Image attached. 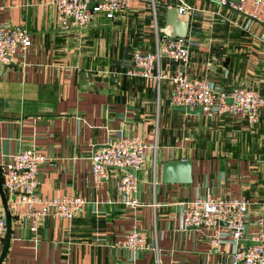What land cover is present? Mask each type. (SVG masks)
<instances>
[{
	"label": "crops",
	"instance_id": "crops-1",
	"mask_svg": "<svg viewBox=\"0 0 264 264\" xmlns=\"http://www.w3.org/2000/svg\"><path fill=\"white\" fill-rule=\"evenodd\" d=\"M183 19L192 76L264 95V4L249 1L238 11L209 0H132L113 20L98 14L78 28L61 25L50 0H0V24L23 25L32 39L24 57L0 67V166L33 147L52 159L39 168V195L74 192L87 200L71 221L47 217L32 233L14 215V195H6L11 233L0 264H230L227 228L212 247L211 229L181 225L180 202L196 191L250 201L243 245L264 231L254 224L264 219V109L253 129L230 115L186 113L171 104L169 80L158 87L127 73L134 50L177 34ZM81 71L91 73L89 88L79 85ZM118 133L148 144L144 164L131 170L142 202L136 209L116 202L114 172L97 187L90 175L93 151ZM168 160L188 161L191 182H164ZM134 227L149 242L157 237V251L116 248Z\"/></svg>",
	"mask_w": 264,
	"mask_h": 264
},
{
	"label": "built area",
	"instance_id": "built-area-1",
	"mask_svg": "<svg viewBox=\"0 0 264 264\" xmlns=\"http://www.w3.org/2000/svg\"><path fill=\"white\" fill-rule=\"evenodd\" d=\"M132 0H50L61 25L72 23L78 28L87 27L93 18L101 14L113 20L118 13L129 7ZM222 8L243 10L246 2L255 6L264 0H209ZM94 2L92 8L88 4ZM179 8L186 11L185 3ZM32 45L31 33L23 25L0 24V67L24 57ZM189 42L182 36H158L155 46L149 50L136 49L132 53L133 67L127 73L140 75L159 87L164 80L171 83L170 102L190 110L201 108L207 118L224 115L237 117L253 129L258 123L260 111L264 109V95L253 88L236 87L227 91L221 84L208 76H192L189 73ZM175 64L176 68L172 66ZM1 75V70H0ZM148 144L141 135L124 136L120 133L108 135L105 143L90 156V175L95 187L107 182L112 175L117 177L118 197L116 202L132 209L142 206L138 199V181L131 170L144 164ZM52 159L41 151L27 147L12 155L0 166V181L5 195H14V215L19 223L30 232L36 233L40 222L47 217L71 221L87 200L82 195L68 192L44 197L38 194V171ZM123 169V174L116 171ZM181 225L183 228H207L212 230L210 246L217 247L224 237L220 227L227 228L233 238V247L228 254L230 264H264V231L258 232L256 243L243 245L249 224L250 201L244 197H209L198 191L194 196L180 202ZM254 224L262 227L263 218ZM6 230V215L0 208V250ZM116 248L139 253L158 249L157 237L149 242L148 234L136 227L116 241Z\"/></svg>",
	"mask_w": 264,
	"mask_h": 264
},
{
	"label": "water",
	"instance_id": "water-1",
	"mask_svg": "<svg viewBox=\"0 0 264 264\" xmlns=\"http://www.w3.org/2000/svg\"><path fill=\"white\" fill-rule=\"evenodd\" d=\"M95 3L91 2L88 4V8H92ZM177 15L181 16L184 15L185 11L181 10L179 7L175 10ZM187 29H188V21L183 19L180 26H179V31L177 34L174 35H168L172 37L176 36H182L186 37L187 36ZM81 74L84 75L85 79L80 81L79 85L81 88H89L88 87V82L87 79L90 77V72L87 71H81ZM233 88L227 89V91H232ZM175 109L186 112V113H192V114H202L201 108H197L194 110H190L184 106H174ZM163 181L167 183L171 182H178V183H190L191 182V169L188 161L185 160H168L163 164ZM0 198H1V204L2 208L5 212L6 215V230H5V236H4V242L0 251V263L5 255L9 238H10V233H11V215L10 211L8 208V203L6 199V195L3 191L1 181H0ZM244 242V241H242ZM256 243L254 242H248V244H253Z\"/></svg>",
	"mask_w": 264,
	"mask_h": 264
},
{
	"label": "rangeland",
	"instance_id": "rangeland-1",
	"mask_svg": "<svg viewBox=\"0 0 264 264\" xmlns=\"http://www.w3.org/2000/svg\"><path fill=\"white\" fill-rule=\"evenodd\" d=\"M164 84V83H163ZM4 191V190H3Z\"/></svg>",
	"mask_w": 264,
	"mask_h": 264
}]
</instances>
